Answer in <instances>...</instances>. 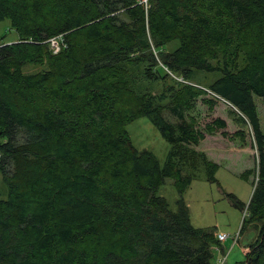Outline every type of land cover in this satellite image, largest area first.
<instances>
[{"label": "trees", "instance_id": "1", "mask_svg": "<svg viewBox=\"0 0 264 264\" xmlns=\"http://www.w3.org/2000/svg\"><path fill=\"white\" fill-rule=\"evenodd\" d=\"M5 20L18 40L0 44V264H212L224 251L214 228L192 225L184 194L201 171L218 184V165L190 146L225 123L197 130L185 113L205 93L164 68L191 84L218 74L208 89L249 126L258 181L242 226L260 225L234 264H264V0H0ZM141 118L169 145L162 164L130 139ZM167 179L175 209L157 195Z\"/></svg>", "mask_w": 264, "mask_h": 264}, {"label": "rangeland", "instance_id": "2", "mask_svg": "<svg viewBox=\"0 0 264 264\" xmlns=\"http://www.w3.org/2000/svg\"><path fill=\"white\" fill-rule=\"evenodd\" d=\"M17 40L18 35L10 28L9 21L5 20L0 22V44H11ZM171 45V48L165 47V50L174 49L178 43L173 42ZM154 55L157 58L156 52ZM43 70L44 66L27 65L24 67V72L27 74L37 73ZM164 71H166L172 79L178 81V83L180 82L177 77L167 69L164 68ZM218 76V74L197 72L194 83H186L196 85L195 87L201 89L205 93V95L200 96L192 102V108L185 113L186 117L195 119L196 129L203 131L207 124L212 123L218 118L224 120L226 123L225 128L217 129L211 134L205 132L204 139L199 141L197 145H191L190 148L196 152L203 153L209 162L218 165V170L220 171L218 177L222 178L225 176L231 179L232 182L226 184L234 190V192H237L239 187L244 190L245 197L243 200H245L244 203L246 204L250 202L249 197L251 198L250 195H252L257 184L254 175L250 176V182H244L233 177L235 175L241 178L240 172L246 167L251 166V170L256 168V150L253 138L250 134V128L248 125H242L240 123V114L238 111L208 89L212 81ZM148 92L152 95H160L162 93V83L159 81L151 83L148 86ZM205 99L214 101V105L205 104ZM165 102L168 103V105L172 104L170 100H166ZM257 108L261 123V131L264 133V108L259 104ZM166 116L172 122L178 121L176 112L169 113L166 111ZM126 129L137 150H147L151 152L161 164L166 160L169 145L161 138L148 119L141 118L135 120L128 124ZM241 131L245 134L244 140L235 136L237 132ZM210 156L213 157V159H217V162L212 160ZM200 183L206 186L196 188L198 185H201ZM233 183L237 185H233ZM240 184L242 186H240ZM194 185V190L192 188V192H188L184 197V200L190 204L192 225L194 227L199 226L206 229L213 228L216 222H220L222 225L221 229L229 236L238 234V241L236 244L232 246V240L230 239L226 243V250L223 257H225L226 264L244 261L248 247L257 239L259 229L257 230L256 227L260 225V223H248L242 226L246 208L249 203L245 206V210L240 212L225 195H223L224 197L222 196V200L219 198L218 201L213 202L212 191L213 193L219 194L221 191L219 190L220 188H217L216 184L211 185L206 182L204 171H201L200 179H196L193 186ZM3 188V183L0 178V200L6 198V192ZM157 195L164 197L169 203L170 208L175 209V201L178 196L176 190L172 187V181L170 179H167L165 185L158 189ZM218 259L219 257L216 254L212 264H217Z\"/></svg>", "mask_w": 264, "mask_h": 264}, {"label": "crops", "instance_id": "3", "mask_svg": "<svg viewBox=\"0 0 264 264\" xmlns=\"http://www.w3.org/2000/svg\"><path fill=\"white\" fill-rule=\"evenodd\" d=\"M219 119V118H218ZM221 121H223L224 123H225V121L224 120H222V119H220ZM225 126H226V123H225ZM204 139V138H203ZM248 149H249V147H248ZM238 150H240V149H238ZM209 157V156H208ZM211 157V156H210ZM211 159L212 160H214L215 162H217V159H213V157H211ZM245 171H251V166L250 167H246V168H244L241 172H240V175L242 174V173H244ZM219 170L217 171V173H216V180H217V182H218V184H216L217 185V188L221 191L220 192V194L219 193H213V191H212V200H213V202H216V201H218V199L219 198H221V200H222V196L224 195V194H226V193H230V194H232V195H234L241 203H244V201L245 200H243L244 199V197H245V191L244 190H242V189H240V187L238 188V190H237V192H234V190H232L226 183H228V182H232V180L231 179H229V178H226L225 176H223L222 178H219L218 177V174H219ZM233 175V174H232ZM233 178H235V179H239V180H242V181H244V182H250V177L248 178V180L246 181V180H243V179H241L239 176L237 177V176H235L234 175V177ZM224 181V182H223ZM234 181H236V180H234ZM237 182V181H236ZM193 184H194V182L191 184V186H190V188L186 191V193H185V195H184V197L187 195V193L188 192H192V188H193V190H194V188H195V185L193 186ZM201 185H198V187H196V188H201V186L202 187H204V186H206V185H202V183H200ZM237 184H239L238 182H237ZM236 183H233V185H237ZM211 185H214V184H211ZM193 186V187H192ZM240 186H242L241 184H240ZM212 190V189H211ZM251 196V195H250ZM224 197V196H223ZM249 199H250V197H249ZM249 201V200H248ZM186 202V204H187V206H188V208H189V211H190V217H191V210H190V204L187 202V201H185ZM248 203V202H247ZM246 203V204H247ZM245 204V203H244ZM191 221H192V218H191ZM207 227H210V226H207ZM221 227H222V225H221V223L220 222H216L215 224H214V226H213V228L215 229V232L216 233H218V232H220V233H225V234H227L226 232H224L222 229H221ZM195 228H203V227H195ZM228 235V234H227ZM229 236V235H228Z\"/></svg>", "mask_w": 264, "mask_h": 264}, {"label": "built area", "instance_id": "4", "mask_svg": "<svg viewBox=\"0 0 264 264\" xmlns=\"http://www.w3.org/2000/svg\"><path fill=\"white\" fill-rule=\"evenodd\" d=\"M147 0H143L144 3H146ZM50 46L51 49H53V52L56 53L59 51V45L58 42L56 40H51L50 41ZM177 79L181 82V83H187L186 81H184L182 78L177 77ZM219 98V96H217ZM254 141V139H253ZM254 146H255V141H254ZM255 150H256V168H254L255 172H254V178L256 180V182L258 181V165H259V155H258V151L257 148L255 146ZM246 213V212H245ZM217 236V240L219 241L220 245H222L224 247V251L221 252L220 248L218 247H213V251L215 252V254L218 255L219 259H218V263L217 264H226L225 262V250H226V243L228 242V240H232V246L234 244L237 243L238 240V234H236L235 236H228L225 233H216Z\"/></svg>", "mask_w": 264, "mask_h": 264}]
</instances>
